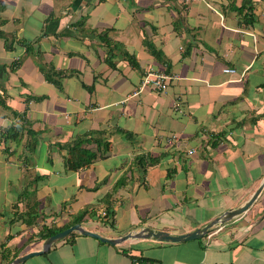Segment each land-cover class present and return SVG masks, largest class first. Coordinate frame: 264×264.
<instances>
[{"label":"crops","instance_id":"1","mask_svg":"<svg viewBox=\"0 0 264 264\" xmlns=\"http://www.w3.org/2000/svg\"><path fill=\"white\" fill-rule=\"evenodd\" d=\"M147 71L173 77L164 93L134 95ZM86 135L107 149L67 170L61 146ZM263 179L264 0H0V264L93 205L80 225L107 239L191 233ZM63 239L21 264H264V188L199 239Z\"/></svg>","mask_w":264,"mask_h":264},{"label":"water","instance_id":"2","mask_svg":"<svg viewBox=\"0 0 264 264\" xmlns=\"http://www.w3.org/2000/svg\"><path fill=\"white\" fill-rule=\"evenodd\" d=\"M263 188H264V179L259 185V187L257 188V190L251 195L249 200L246 201V203H244L242 206L225 212L223 215L209 222L204 227L197 229L191 233L175 236V235H170L166 232L144 228L140 230L139 232L128 233L117 239H107V238L101 237L100 235L94 232L85 230L80 224H75L62 232H59L53 236L46 238L43 241L42 247L39 251L27 253L19 258H16L10 264H21L30 257L39 256L43 254L44 252L48 251L52 245L56 244L57 242L65 238L71 232H76L82 236L92 237V238H95L101 242H104L110 245H117L123 241L130 240V239H152L158 242H165V243H179V242H186L190 240L199 239L207 235V233L212 228L218 225H223L243 215L244 213H246L251 208V206L254 204V202L257 200Z\"/></svg>","mask_w":264,"mask_h":264},{"label":"trees","instance_id":"3","mask_svg":"<svg viewBox=\"0 0 264 264\" xmlns=\"http://www.w3.org/2000/svg\"><path fill=\"white\" fill-rule=\"evenodd\" d=\"M243 7L244 6H242V8ZM249 10H251V8H249ZM100 38L105 40L103 43L106 45V47L111 48L112 51L114 50V47H112L110 45V42L108 41V37H107L106 33L100 35ZM143 44L147 48L149 53L155 59H157L158 61L162 60V54L155 49V47L152 45V43L149 42V40H147L145 38L143 40ZM124 58H129L127 53H125V52H124ZM132 64L135 65L134 63H132ZM161 73H163V72H161ZM43 74L45 76V79L49 83H51V84L55 85V87L59 88L60 79L63 76L62 72H58V71H55L54 69L48 68V69H45L43 71ZM163 74H165L166 76L172 77L171 75H167V73H163ZM172 79H173V77H172ZM35 100H39V99L36 98ZM119 133L121 135H123L124 138L130 137L129 133H124L123 131H119ZM90 143H95L97 145L98 149H100V147H103L104 150L107 149V143L100 142L97 139H93L91 137V135H86L84 138L76 139L72 143L65 144V145L61 146V148L66 152L64 161H65V166H66L67 170L76 171V170H79L81 168L87 167L93 162V160L96 159V154L86 147V145L90 144ZM103 215H104L103 217H105V218L112 219V212H110V211L104 212ZM82 218H83L82 216L76 217L71 223L64 225L62 227L44 228V229H42L40 236L43 239L48 238L50 236H53L59 232H62L64 230L68 229L69 227H71L75 224H80L82 221ZM73 235H75V232H71L63 240H67L68 238L72 237Z\"/></svg>","mask_w":264,"mask_h":264},{"label":"built area","instance_id":"4","mask_svg":"<svg viewBox=\"0 0 264 264\" xmlns=\"http://www.w3.org/2000/svg\"><path fill=\"white\" fill-rule=\"evenodd\" d=\"M223 73L233 75L236 73V71L230 68H225L223 70ZM171 80H172V77L166 76L165 74L161 72L147 71L144 73L143 77L141 78L140 87L134 95L142 92L146 88L151 89L152 91L159 92V93H164L167 90L168 85ZM178 108L180 109V104L175 103V110L178 111L179 110ZM177 140H178V137L176 135H171L170 138L168 139V143L170 144V143L176 142ZM193 153H194L193 150L188 152V154L190 155Z\"/></svg>","mask_w":264,"mask_h":264},{"label":"rangeland","instance_id":"5","mask_svg":"<svg viewBox=\"0 0 264 264\" xmlns=\"http://www.w3.org/2000/svg\"><path fill=\"white\" fill-rule=\"evenodd\" d=\"M94 210H95V213H97V212L99 211L98 208H97V209L95 208V205L90 206L89 208L80 211L79 215H77L76 217H79V216H82V217H83L86 213H87V214H90V213H92ZM99 212H100V211H99ZM98 215L100 216V213H99Z\"/></svg>","mask_w":264,"mask_h":264}]
</instances>
